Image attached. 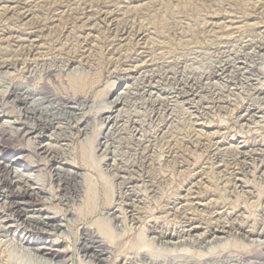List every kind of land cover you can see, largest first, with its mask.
<instances>
[{"label":"rangeland","instance_id":"1","mask_svg":"<svg viewBox=\"0 0 264 264\" xmlns=\"http://www.w3.org/2000/svg\"><path fill=\"white\" fill-rule=\"evenodd\" d=\"M41 1L0 0V5L4 6L8 3L14 5L21 3L22 5L24 2L38 3ZM112 1L122 8L135 7L143 12L142 21L151 27L148 31H153V37L150 36L152 39L148 45L156 42L167 44L168 52L165 54L167 58L161 57L154 61V64H141L139 61L121 62L120 67L107 78L101 73L105 59L97 54L92 57V62L83 65L76 61H67L66 55L60 58L58 56L57 59L50 55L44 57L40 63L25 64L19 54L22 41L26 38L28 31L24 21L16 14L0 15V58L7 61V65L0 69V161L11 162L21 169L22 178H30L29 184H32L31 187L36 193L35 196L9 193L7 195L8 188L2 183L3 177L0 172V219L4 218L3 221L9 228L6 239L15 249L17 248L11 251L12 253L10 252L8 261L0 258V264H45L44 259L41 263L35 259L36 254L33 248L27 243V240L32 241L36 238L40 239L39 245L55 243L53 248L56 250H66L67 262L65 264H88V259L83 257L81 251V243L89 238L85 236L86 230L89 229L95 233L94 221L100 217L111 218L113 214L110 213L115 211L118 218L112 222L114 225H111L113 229L111 241L102 237L97 231L95 233L98 238H102L107 243L111 251L106 252L105 255L108 256L105 261L101 263L95 261L94 264H152L149 262L150 254L157 258L168 256L179 261L183 256L198 257L201 251L208 254L205 258L211 255L208 259L211 263L218 255L232 256L233 260L229 264H238L239 261H243V258H246V261H252V257L256 254L264 252V237L260 239V244L253 245V242L248 241V239L258 238L254 233L264 227V174L256 170L257 165L264 164V0ZM172 13L175 16L180 14L179 16L186 17L182 25L183 31L199 30L204 23L201 18L210 23H223L224 28L222 27L223 30L218 29L216 37L196 33L198 37L196 38L195 35L194 40L193 37L186 36L194 41L183 47L175 43L177 40L173 39L172 32L163 31L158 34L154 31V29L157 30L156 27L162 28L163 24L172 22L170 17ZM96 27L98 26L91 30L93 38L98 37L97 33L102 32V28ZM32 34L36 35L35 32ZM45 34L53 37V32H45ZM217 36L220 38L218 39ZM44 47H46L44 51H47L46 43ZM133 66H137L136 69ZM220 68L227 69V71L221 78H216ZM49 70H54L51 76L41 81L44 72ZM67 72L71 73V78L66 77ZM148 77L151 78L148 79ZM40 81H44L45 95L49 97L53 105L61 100L62 95H67L64 101L71 103L69 97L74 93L75 84L82 83L83 85L84 83L86 87H91L96 83L100 85L93 91L91 100L84 103L83 109L70 110V113L71 111L74 113L67 112V114L59 115L51 114L50 108H47L44 109L47 113L39 117L38 112L33 113L26 108L30 106L32 108V105L29 106L30 102L41 95H30L27 99L23 96L28 87H39ZM189 81L195 84L198 92V97L190 102L186 94L179 93L182 87H187ZM163 102L169 104L168 112L160 108L158 114L162 117L156 119L157 117L154 116L153 118V110L156 111L164 104ZM47 105L46 102L42 106ZM71 105L72 103L68 106ZM42 106L37 108H42ZM195 111L204 113L203 118L199 120L200 127L196 126L205 134L200 138L215 137L213 141L217 143L216 152L221 162L236 155L233 149L237 145L245 146L249 150L250 156L246 160L248 168L237 176L238 185H241V188L233 190L231 186H226V193L222 192L220 184L215 188L216 176L213 174L219 170V166H216L218 158L212 161L213 167L201 164L203 166L201 169L198 165L204 161V157L199 156L197 151L183 152L184 155H191V164H196L194 166L196 169L190 166L191 164L188 165L189 162L184 166H188L187 168L162 164L163 157H161L160 150L162 143L156 139L161 136L159 132L164 127L162 132H167L164 135L168 134V138L184 136L189 131V126L186 124L188 112ZM83 112L84 115H82ZM165 117L171 119L170 125L162 121ZM45 118L51 121H46ZM30 127H35L38 131L27 136L21 133L22 128ZM142 145L151 148L153 145L152 149L156 150L155 158L153 157L155 164L153 175L162 173L163 176L170 178L165 186L164 197L160 196L157 199L156 194L150 193L144 181L149 184L152 174L146 172L133 159L132 154ZM44 146L50 151L53 150L56 158L43 155L41 147ZM227 149H231V152ZM117 167L125 168V170L121 168V171L117 170ZM215 167L218 169L214 170ZM54 168H60L63 171L59 179L54 176ZM198 169L205 171L207 177L213 180L209 192L215 194L212 199L217 198L216 203L219 204L216 206V203H211L212 205H205L206 208L199 207L204 210L196 213L191 211L196 216L193 226L197 227L191 235L171 240L160 238L150 229L153 223L169 228H183L179 219L170 215L162 217L163 208L167 207L165 202L174 200L172 195L174 191L197 176L195 170ZM68 170H73L77 174L71 177L67 173ZM206 175L203 176L206 177ZM13 176L11 171L6 173L8 178ZM16 176L15 178L20 177ZM123 181L129 183L126 184ZM157 184L159 183L153 185H155L154 189L159 192L161 188ZM98 185L100 189L102 188V192L99 190L100 194L96 202L89 204L94 208V213L85 218L79 216V211H84L82 205L89 199V193L94 192L95 194ZM21 186L23 187V185L17 187L22 188ZM127 187L131 195L135 196V212L137 210L144 212L143 208H146L144 213L138 212V215L135 213V216L141 215L137 223H132L129 220L128 211L124 210L131 203V197L125 192ZM218 188L219 191H217ZM200 190L205 191L202 188ZM105 193L109 195V200L104 195ZM13 201L22 202L24 210L21 215L23 217L48 214L52 222L62 223L63 227L69 231L65 232V235L61 230H48L40 235L22 231L21 222L15 223L13 216H9L10 211L6 210ZM143 202L145 203L142 204ZM213 206L216 207V212H220L218 218L223 221L228 220L233 224L239 223L243 230L239 232V235H237L238 231L233 230L231 234L235 235L233 237L230 234L227 235L228 237L223 234L218 236L222 238L216 239L210 236L201 244L193 242L196 236L198 240H201V233L206 228L204 221L200 220V215L207 218L210 215L209 209ZM170 222H173V225ZM246 230L254 233L247 236L248 233H244ZM233 232L236 233L233 234ZM243 235L245 237L242 240ZM235 240H242L245 246H235ZM186 241L190 244H184ZM138 246L149 253L142 258L144 262H140L136 255Z\"/></svg>","mask_w":264,"mask_h":264},{"label":"bare ground","instance_id":"2","mask_svg":"<svg viewBox=\"0 0 264 264\" xmlns=\"http://www.w3.org/2000/svg\"><path fill=\"white\" fill-rule=\"evenodd\" d=\"M115 3L116 2L112 1V0H42L41 2H38V3L37 2L36 3L24 2V3H22V5H20L21 3L16 4V5L8 3L7 5H4V6L0 5V15H6V14L15 15L16 14V16L19 15L21 17V19L24 21V25L26 26V29L28 31L26 33V35H27L26 38L23 39V41H22L23 44H22L21 50L19 51L20 52L19 54L23 58V61L25 64L28 62L40 63L41 61L44 60V57H49L50 55H51V57H56V59L58 56L60 58V56L66 55V57L68 59L65 56L64 57L67 59V61H71V62L76 61L79 64L83 65V64H88V62H90L91 59L93 61L92 57L97 54V55H100L101 58L105 59L104 60L105 64L103 63L104 66L102 67L101 73L105 78H107L118 67H120L121 62L133 63V62L139 61L141 64H147V63L154 64L153 62L157 61L161 57L167 58V56H165V54L168 52L167 51V47H168L167 44H165L163 42H156L155 44L151 43L150 46L148 45V43L150 42V39H152L151 37H153V35H152L153 31L152 30H151V32L148 31L149 28H151V27L148 25V23H144L145 21L144 22L142 21L143 18L141 17V15H144L143 12H141L140 10H138V8H135V7L122 8L120 6H117ZM207 10H209V9H207ZM179 15L175 16L172 13L170 15L172 22L165 23V25L163 24L162 28H160V27L157 28L156 26H154L158 30L157 31L154 29V31L157 32L158 34L163 33V31H167V33L172 32L173 39L177 40L175 43L179 44L180 46L186 47L189 43H192L198 37L197 36L198 34H196V33H201V35L207 34L206 35L207 37H209V36L210 37H216V32L218 31V29L223 30V28H224L222 25L223 23H210V22H207L206 19L204 21V18H201L204 23L199 27V30L196 28L199 32H197V30L195 31V29H193L192 31H190V30L183 31L182 25H184V23H185L184 19L186 17L184 18L183 16H179ZM95 26H98L96 28H102V30H101L102 32L97 33L99 35H98V37L94 36V38H95L94 39L93 34L91 33V30L95 29L94 28ZM160 26H161V24H160ZM77 30H79V31L77 32ZM33 32H35L36 35H33L32 34ZM45 32L46 33L53 32V37L52 36L48 37V34H45ZM195 35H196V38L194 39ZM186 36L193 37L194 40L192 41V38H187ZM222 36H224V35H222ZM217 38L219 39L220 37L217 36ZM93 42H95V43H93ZM45 43L48 46L47 51H44V49H46V47H44ZM170 49H171V47H170ZM215 49H217V47H215ZM6 65H7V61L4 58H0V69L5 67ZM133 67L136 69L137 66H133ZM53 71L52 70L45 71L42 79H40V80L42 81L44 78L51 76ZM123 71H125V70H123ZM226 71H227V69L220 68L218 70L219 74L216 75L218 77H216V76L215 77L221 78V76H223L226 73ZM65 75H66V77H69L71 75V73L67 72ZM69 78H71V76ZM150 78L151 77H148V79H150ZM43 82H41V85L39 87H34V88L28 87L24 91L25 96H23L24 99H27L30 95H34V96L38 95V94L41 95V97L35 98L34 100H32V102H30L29 106L32 105L33 106L32 108H31V106L26 108V110H30L33 113L38 112L39 117H41L44 113H47V112H44V109H47V108H50V110L52 112L51 114H59V115L60 114L62 115V113L67 114V112L70 113V110L76 111V110L83 109L84 103L91 100L93 91H95L96 87H98V85H100V83H96L95 85L93 84V86H91V87H86V86H84V83H83V85H81L82 83L80 85L75 84L74 85V87H75L74 93L72 94L71 97H69L71 99L72 105L68 106L71 103L69 101H66V100L64 101V99H65L64 97H66L67 95L66 96H63V95L60 96L61 100H59V102L55 103V105L51 104V102L49 101V97H47V95H45L44 89H45L46 85ZM196 90L197 89L195 87V84H193V82L189 81V82H187V87L186 88L182 87V89H181V91H179V93L186 94V96L188 97V101L190 102V101H194L198 97L197 96L198 92ZM255 90H256V88H255ZM77 101H79V102L75 106V103ZM196 101H198V100H196ZM212 101H213V97H212ZM46 102L48 103V105L43 107L42 105L45 104ZM167 102H165V103L163 102L164 103L163 105L160 104L162 107L159 106V108H157L156 111H155V109L153 110L154 111L153 118L155 116V117H157L156 119H158V117H159V114H158L159 110L158 109H160V108H161V110L168 112V105L169 104ZM192 103H195V102H192ZM40 105L42 106V108H37ZM199 105H198V107H199ZM80 106H82V107H80ZM85 106H87V104H85ZM72 111H71V113H74ZM188 114H189V116H188V119L186 120L187 123L185 122V120H184V122L186 124H188L189 131H187L184 136L183 135H182V137L179 136V138H168L167 137L168 134L164 135L167 132H162L164 130V127L159 132V133H161V136L159 138H156V139L162 143L160 145V150L162 152L161 157H163L162 164L165 163L166 166L168 164H170L172 167L177 166L179 168H181V167L183 168L187 162H189L188 165L191 164V161H190L191 155H189V154H188L189 156L184 155L185 153H183V152L185 151L187 153V152L197 151V152H199V156L201 155L204 157V161H202V162L200 161L201 163H200V165H198V168L200 167L202 169L203 166H201V164H208L209 167L210 166L213 167L214 165L212 164V161L215 160L216 158H218L216 160V162H217L216 166L217 167L219 166L218 167L219 170H216L218 168L215 167L214 170H216V172L215 171L214 172L216 174H213V176H216V178H215L216 183H214L215 188H217V186L220 184L221 185L220 189H222V192H225V193L227 192L226 186H231V188L233 190L236 188H239V187L241 188V185H238L237 176L240 174V172L242 173L246 168H248V167H246V160L250 156L249 150H247L245 148V146L240 147L237 145L234 147L235 149H233L236 152V155L234 157H231V155H230L231 158H228L225 162L224 161L221 162L219 160L220 158L218 157V152H216L217 143L213 141V139L215 137L214 138H211V137L206 138V136H205L204 139H202V138H200L201 135H205V134H203L202 130H199L198 128H196V126L200 127L199 120L203 118L202 115L204 113L195 111L193 113L188 112ZM82 115H84V112ZM81 117H83V116H81ZM161 117H159V118H161ZM91 118L93 119V116ZM165 118L162 121L165 123L167 122V124L169 123V125H170L172 123L171 119H167V117H165ZM45 120L49 121V122L51 121V120H48L46 118H45ZM52 121H53V119H52ZM161 124H163V123H161ZM50 125H51V123H50ZM157 130H159V129H157ZM165 130H167V128H165ZM37 131L38 130L35 127L34 128L30 127L28 129L22 128L21 133H23V135L27 136V135H30L32 133H36ZM181 131H182V129H181ZM180 134H181V132H180ZM209 136L213 137V135H209ZM143 144H145V143H143ZM153 145H152V148H153ZM152 148L150 146H143L142 145L137 149V151L135 150L134 154H132V155L134 157L133 159L135 160V162L139 163L138 165H141V167L143 169H145L146 172H148V173L151 172L152 175L150 176L149 184L147 181H144V179L142 181L145 182L146 187L148 186L147 189H149L150 193H152L153 195L156 194V197L158 199V198H160V196L164 197L165 192H166L165 186H167V182L170 181V178L163 176L162 173H157V174L153 175V171H155V166H154L155 165L154 164V158L155 157L154 156L156 154V150L154 151ZM248 149H250V148H248ZM227 150H229V149H227ZM41 153L43 155H46L47 157L50 156L53 159L56 158V157H54L55 153L53 152V150L50 151L49 148H47L46 146L41 147ZM221 155H220V157H221ZM179 159H181V160H179ZM200 160H202V158H200ZM252 162H254V160ZM195 165L196 164L192 163L190 166L194 167ZM187 167H184V168H187ZM192 167H189V168H192ZM120 168H121V170L123 169V171L125 170V168H122V167H119V168L117 167V170H120ZM210 169L212 170V168H210ZM203 170H204V168H203ZM203 170H201V171L199 169L195 170L196 171L195 174L197 176L193 179H190V181H187L186 185L183 184L184 186L181 185L180 188H178L176 191H174L172 194L174 196V200L172 202H165L167 207H166V209L163 208L164 210L162 209L163 213H164L162 215V217L163 216L167 217L170 215L173 218L179 219L181 226L183 225V228H181V229H178V228L176 229L174 227L169 228L168 226H163L162 224H156V223L152 222L153 225L150 226V229L153 233H156L160 238H165V239L167 238V239L171 240V239H179L181 237H184V235H191V233L193 231H195V229L197 228V227L193 226V222H194L196 216H194V214H192V212L193 211L195 213L199 212L200 210H202L203 207L206 208L205 205H207V204L212 205L211 203H213V204L216 203L217 198L215 200L212 199V196L215 194L214 193L212 194L211 192H209V191H211L210 190L211 189L210 188L211 183H212L211 181H213V180H210V178H208L206 175L207 173H205V171L203 172ZM256 170L258 172H260V174H264V164L257 165ZM9 171H11L14 174V176L11 178L6 177V173L8 174ZM0 172L2 173V177H3L1 179V181L8 188L7 195H8V193L9 194H17V195L20 194L23 196H35L36 195V193L34 192V188L31 187L32 184H29L30 178H27V177L22 178L23 174H21V169L17 168L15 166V164H13L11 162L8 163L5 161H0ZM61 172H63V171L60 168H54V176L56 177V179H59ZM67 173H69V175L71 177H73L74 175L77 174L73 170H68ZM132 173H133V171H132ZM148 173H146V174H148ZM159 174H161V175H159ZM204 174L206 175V177L203 176ZM16 175H18L20 177H18ZM15 176L18 178H15ZM144 176L146 177V175H144ZM152 176H154V177H152ZM123 183H126V182L123 181ZM127 183H129V182H127ZM154 183H159V184H157L161 188L159 192H157V190L154 189V187H155V185H153ZM19 185H23V187L22 186H21L22 188L17 187ZM201 188L205 189V191H207V192L201 191L200 190ZM101 189L99 188V185H98L96 187L97 191L95 194H94V192H92L91 194L89 193V199L86 201L84 200L85 202L82 205V206H84V209L82 208L84 211L83 212L79 211L80 212L79 216H82L85 218L86 216H90V214L94 213V208L89 206V204L96 202V198H98V195L100 194L99 190L102 192ZM103 190H105V189L103 188ZM129 191H130V189L127 187L125 192L127 193V195L129 197H131V203H130L129 207L126 206L127 208L124 210H126V212L128 211L127 213H128L129 220L132 223H137L139 221V219H141V215L135 216V213H137V215L139 214L138 212L144 213L146 211V208H143L144 212L142 210L141 211L137 210L135 212V209H136V205L134 204V203H136V201L134 199L135 196L131 195V192H129ZM217 191H219V188L217 189ZM212 192H214V191H212ZM157 194H159V196ZM104 195L106 196L107 200H109V195L106 193ZM218 201H219V199H218ZM144 203L145 202H143L142 204H144ZM218 204L216 203V206ZM0 207H1V205H0ZM199 207H202V208H199ZM6 210L10 211L11 214H9V216H13V221H16L15 223H18V221L21 222V223L20 222L19 223L23 225L22 231H27V232H32V233L34 232L35 234H39V235L42 234V232H47L48 230H54V231L61 230V232L64 233V235H65V232L69 231V229H67L66 227H63L62 223L52 222L51 218L48 216V214L23 217L21 215V213L23 212L24 208H23L22 202H20V201H13L6 208ZM209 210H210V215H208L207 218H205V216H201V215H200L201 219L199 218L201 221H204V223L206 224V228H204L203 233H201L202 234L200 237L201 240H198L199 238L196 236L194 238L193 242H199L201 244L202 242L205 241L206 238H208L210 236L212 238L216 239V238L221 237V236L218 237L219 235H223V234L226 236L228 234L231 235L233 230L238 231L237 235H239L240 234L239 232L243 230L241 227L242 225H239V223L233 224L232 222H230L228 220L223 221L220 218H218V215L220 212H216L215 206H213V208L209 209ZM214 212H216L215 215H214ZM110 214L111 215L113 214V216L111 218L109 217L110 219L100 217V218H97L93 223V225H95V227H96L97 233H99L102 237L108 239V241H111V239L113 238V229H112L111 225H114V223H112V222H115V220L118 218V216L115 215L116 211L113 213H110ZM125 215H127V214L125 213ZM173 218H172V221H173ZM3 219H0V258H2V259L5 258V260L8 261L7 258L9 257L10 252L15 249V247H13V245H11V243L6 239L9 228H8L7 224H5ZM170 223L172 224L173 222H170ZM15 225H17V224H15ZM169 229H171V230H169ZM96 231H95V233H96ZM252 232L253 231H248V230L244 231L245 234L248 233L247 236L252 235ZM85 233H86L85 236L86 237L88 236L89 238L87 240L86 239L83 240V242L81 243V251L83 252V257L88 259L87 263L88 264H94L93 262H95V261L100 262V263L103 260L105 261V259H107V256H108V255L106 256L105 254H106V252H110L111 248L109 249L108 246L106 245L107 243L104 242V240L102 238H98L93 231L87 229ZM235 233L236 232H233V234H235ZM254 235H256V237H258V238L248 239V241L251 243L253 242V245H255L257 243L260 244V239H262V237H264V227L257 230L254 233ZM233 236H235V235H233ZM241 237L243 240V237H245V235H243ZM257 239H259V240H257ZM242 240L241 241L235 240L234 245L238 246V247H242L243 245L245 246V244L243 243ZM193 242H192V244H193ZM27 243H28V245H30L33 248V251L36 254L35 259H37L38 262H40V263L42 262L43 259H44L43 263H45V264H65L67 262V260L65 259V251L66 250L65 251L56 250L55 248H53L55 243H47V244L44 243L43 245H39L40 244L39 238H36L35 240H32V241L27 240ZM141 243H142V240H141ZM186 243L190 244L187 241L184 242V244H186ZM135 245H137V243ZM194 245H196V243ZM248 247H249V245H248ZM136 249H138V252L136 254L138 256V259L140 260V262H144L142 260V258H145L149 253L145 249H140L139 246ZM26 253H27V255H29L28 252H26ZM198 255H199L198 257H193L191 255L183 256L179 261H175L168 256H165L162 258H157V257H154L150 254L149 255L150 256L149 262L152 264H227V262H228V264H229V262L230 261L232 262V260H233L232 256L218 255L216 260L211 263L208 260L209 258H211V255L208 258H205V257H207L208 254L206 255L202 251H201V253L199 252ZM252 258H253L252 261H246L245 260L246 258L245 259L243 258V261H245V262L239 261L238 264H264V252L258 253ZM140 264H142V263H140Z\"/></svg>","mask_w":264,"mask_h":264}]
</instances>
